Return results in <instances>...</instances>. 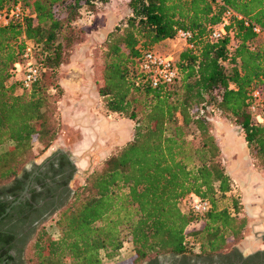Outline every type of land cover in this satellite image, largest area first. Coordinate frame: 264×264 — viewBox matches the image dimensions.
I'll list each match as a JSON object with an SVG mask.
<instances>
[{
  "label": "trees",
  "instance_id": "1",
  "mask_svg": "<svg viewBox=\"0 0 264 264\" xmlns=\"http://www.w3.org/2000/svg\"><path fill=\"white\" fill-rule=\"evenodd\" d=\"M15 1L0 0V10ZM108 1L23 0V19L0 26V146L10 143L0 153V185L15 177L33 143L43 152L54 140L48 91H62L58 72L83 32L77 14L84 7L92 19L96 5ZM125 6V19L98 46L96 92L107 115L132 123L131 139L73 191L54 217L56 237L36 231L29 244L32 264H101L100 253L112 258L125 241L132 247L126 264L159 255L211 258L224 255L228 239H239L246 226L237 201L232 212L216 205V196L231 190V179L220 162L211 116L230 120L248 156L264 168V125L247 112L250 91L264 89V0H126ZM225 9L241 19L232 16L224 36L209 41ZM177 30L191 34L186 44L192 46L173 56L174 81L153 89L138 61L163 41H174ZM26 42L36 47L39 64L27 91L10 73ZM189 194L207 201L208 212H183L181 201ZM3 208L0 203V214ZM197 220L201 226L187 230Z\"/></svg>",
  "mask_w": 264,
  "mask_h": 264
},
{
  "label": "rangeland",
  "instance_id": "2",
  "mask_svg": "<svg viewBox=\"0 0 264 264\" xmlns=\"http://www.w3.org/2000/svg\"><path fill=\"white\" fill-rule=\"evenodd\" d=\"M125 5L126 0H109L108 3L103 6L96 5L95 10L93 11L92 19H88L89 15H86L84 7H82V9L79 10L77 14L78 18L76 21V26L81 27L83 29V32L79 35L80 37L79 41L77 42L78 44L75 45L71 54H73V56H75L76 58L82 57L83 54H81L80 48L83 44L86 43L94 44L97 47L91 55H86L89 57L91 56V58L94 60L92 83L95 86L94 88H96V90L97 87L101 85V54L100 48L98 46L101 45V42L103 41L106 33L109 32L113 27L120 24L127 16V8ZM184 46L185 44L183 42L174 40L172 43L159 44L153 47V50L159 54H172L173 56H176V54L182 48H184ZM67 77H71V75L68 74ZM68 79L71 80V78ZM72 83H82L80 88L82 87V85L87 86V89L88 86L90 87V85H88V82H79V80H75V82L74 80L68 81L67 85H70ZM48 92L50 95V100L52 101V116L54 119L53 126L55 130L54 140L43 152L40 151L41 146L39 144L33 143L29 158L17 168L16 174L23 170L24 167H28L31 162L35 161L36 163H38L55 149H60L69 152L76 157H79L80 160L78 163H75V167L80 170L86 168L88 155L95 157V160L91 159V161L94 162V165L91 169L92 171L97 168L99 164L110 153H112V151L122 146L124 143L131 139L132 123L129 120L121 118L119 116L107 115V113L102 108V101L98 95L97 98L94 99V105H88L87 102H84V96L80 93L78 94L75 90L72 89L67 90V92H64L62 90L59 95L53 93L52 91ZM211 118V133L215 137L220 147V162L224 167L226 173V169L230 168L231 164L234 165L235 163L239 164L241 162L239 158L229 156L225 153L226 150L224 149L222 141L225 140V136H227V133L225 129L222 130V128L220 127H224L227 130L233 131L240 137L241 141H243V138L239 130L236 128V126H234V124H232V122H230V120L225 119L222 116H213V114ZM177 120L179 124L180 118L178 116ZM76 124H81V128H75L74 126H76ZM219 129H221V131ZM116 131L121 132V139L109 141L110 139L108 137ZM187 138L194 143L196 142L195 134L192 131L188 132ZM243 143L245 145L244 141ZM102 144L105 145L102 146ZM9 146L10 143L1 145L0 153L7 150ZM88 148L90 152L92 149H95L96 153L93 152L88 154L87 151L84 152V150ZM246 152L248 155L247 149ZM248 161L252 165L253 170L262 173V175L264 176V168L255 164L249 156ZM239 174L240 175L238 177L235 176V178H232L228 175L231 179V190L226 193L223 198H221L219 195L216 196V205L218 208H226V210L232 212V200L237 201L238 204L241 205L243 193L240 189L238 181H242L243 173L241 174V171H239ZM85 179L76 177L71 185L72 191H75V189L82 186ZM239 216L245 217L246 220V226L244 228L243 234L239 239L235 241L232 239H228L224 253L233 248H237L238 250L242 251L240 244L246 237L250 236L249 226L252 224V222L250 223V218L244 215L242 207L241 210H239ZM53 220L54 218L50 222H45L41 225L40 228H44L51 237H56L57 230L53 225ZM254 222L255 219L253 223ZM202 223V220L192 222L188 226L187 230L198 229ZM256 246H258V244H256ZM254 249H256V247H254ZM160 256L162 255H159L158 257ZM131 257L132 247L128 241H125L122 244V248L119 250L118 254L112 258H106L104 256V253H100L101 264H126L131 259ZM29 258L30 250L28 246V264H32Z\"/></svg>",
  "mask_w": 264,
  "mask_h": 264
},
{
  "label": "flooded vegetation",
  "instance_id": "3",
  "mask_svg": "<svg viewBox=\"0 0 264 264\" xmlns=\"http://www.w3.org/2000/svg\"><path fill=\"white\" fill-rule=\"evenodd\" d=\"M90 157L95 160L91 155L88 160ZM75 170L62 150L55 149L0 185L4 206L0 214V264H28V246L36 231L55 217L73 193L69 182ZM261 238L253 251L245 250L250 235L240 244L244 252L233 248L211 258L164 255L144 264H264V236Z\"/></svg>",
  "mask_w": 264,
  "mask_h": 264
},
{
  "label": "built area",
  "instance_id": "4",
  "mask_svg": "<svg viewBox=\"0 0 264 264\" xmlns=\"http://www.w3.org/2000/svg\"><path fill=\"white\" fill-rule=\"evenodd\" d=\"M216 1L221 2V0ZM27 13L28 10L24 6L23 0H16L14 3L0 10V26H6L11 21L22 20ZM232 16L237 20L241 19L240 16L230 9L224 10L220 21L211 28L208 35L209 41H216L224 36ZM243 24L247 25L246 22ZM252 31L256 34L259 33V29L256 27H253ZM190 38L191 34L188 31L177 30L175 33V40L183 42L188 48L192 46L189 43L186 44ZM38 65L36 47L30 42H26L19 60L10 70L11 79L18 82L21 90H29L38 79ZM138 70L146 76L149 86L153 89L170 85L176 77L172 54H159L155 51H146L142 53L138 61ZM247 112L256 124L264 125V90L262 88L250 91ZM209 209V203L199 199L194 194L187 195L181 201V210L183 212L201 216L208 212Z\"/></svg>",
  "mask_w": 264,
  "mask_h": 264
},
{
  "label": "crops",
  "instance_id": "5",
  "mask_svg": "<svg viewBox=\"0 0 264 264\" xmlns=\"http://www.w3.org/2000/svg\"><path fill=\"white\" fill-rule=\"evenodd\" d=\"M88 19H90V16H88ZM172 42L173 41L171 40H165L162 43L165 44ZM96 48L97 47L94 44H83L80 48L81 54H83L82 57L76 58L75 56H73V54H71L68 62L63 64L58 72L59 85L62 90L64 92H67V90L72 89L75 90L78 94H82L84 96V102H87L88 105H94V99L97 98V92L96 88H94L95 86L92 83L94 60L91 58V56L89 57L86 55H91ZM66 73L70 74L71 77H67L68 74ZM68 78H71V80ZM73 80L74 82L75 80H79V82H88V85H90V87L88 86L87 89V86L82 85V87L80 88L82 83H72L70 85H67L68 81ZM74 127L81 128V124H76V126ZM220 128H222V130L225 129L227 133V136H225V140L222 141L224 149L226 150L225 153L229 156L239 158L241 162L239 164H231L230 168L226 169V173L232 178H235V176L238 177L240 175L239 171H241V174L243 173V179L241 182L238 181V183L243 193L241 205L244 215L250 218V223H253L255 219L254 224H258V226H256L254 229L255 231L263 230L264 223H261L259 221V217L264 218V176L262 175V173L256 172L252 169V165L248 161L246 147L243 141H241L240 137L231 130H227L224 127ZM219 130L221 131V129ZM121 135V132L116 131L108 137L110 139L109 141L119 140L122 137ZM104 145L105 144H102V146ZM85 151H87L88 154L93 152L96 153L95 149H92L90 152L88 148L85 149L84 152ZM251 240L252 239H249L248 241ZM252 241H255L254 238ZM245 250L251 251V246L249 245V243H247Z\"/></svg>",
  "mask_w": 264,
  "mask_h": 264
},
{
  "label": "water",
  "instance_id": "6",
  "mask_svg": "<svg viewBox=\"0 0 264 264\" xmlns=\"http://www.w3.org/2000/svg\"><path fill=\"white\" fill-rule=\"evenodd\" d=\"M62 152L64 153V155L66 156V158H67V160H68V162L70 164L75 165V163H78L79 162V160H80L79 157H76V156L72 155L71 153L66 152V151H63V150H62ZM93 165H94V162L91 161V157H90L89 160L87 161L86 168H84L83 170H80V169L76 168V170L73 173L72 179L69 182V185L70 186L72 185V182H73V180L76 177L82 178V179L87 178V176L90 174V171H91ZM259 221L261 223H264V218H260L259 217ZM256 226H258L257 223H255V224L252 223L249 226V228H250V235L252 236V240H253V238L255 240V242L252 241V240L251 241H247V243H249V245L251 246V251L254 250V247H253L254 245L261 243V241H262V238L261 237L264 236V229L263 230H260V231H255L254 229H255ZM142 264H144V262Z\"/></svg>",
  "mask_w": 264,
  "mask_h": 264
},
{
  "label": "bare ground",
  "instance_id": "7",
  "mask_svg": "<svg viewBox=\"0 0 264 264\" xmlns=\"http://www.w3.org/2000/svg\"><path fill=\"white\" fill-rule=\"evenodd\" d=\"M255 242V241H254Z\"/></svg>",
  "mask_w": 264,
  "mask_h": 264
}]
</instances>
